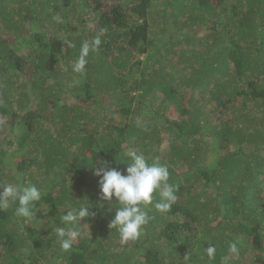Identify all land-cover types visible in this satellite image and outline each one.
Returning a JSON list of instances; mask_svg holds the SVG:
<instances>
[{"label": "trees", "instance_id": "1", "mask_svg": "<svg viewBox=\"0 0 264 264\" xmlns=\"http://www.w3.org/2000/svg\"><path fill=\"white\" fill-rule=\"evenodd\" d=\"M0 28V184L42 192L31 221L0 211V264H220L228 243L229 264H264V0H0ZM130 150L178 200L122 245L92 168L124 171ZM87 200L63 251L60 217Z\"/></svg>", "mask_w": 264, "mask_h": 264}, {"label": "clouds", "instance_id": "2", "mask_svg": "<svg viewBox=\"0 0 264 264\" xmlns=\"http://www.w3.org/2000/svg\"><path fill=\"white\" fill-rule=\"evenodd\" d=\"M54 19L57 23H64L59 14ZM104 31L100 30L101 35ZM101 35L81 43L73 72L81 75L86 73L90 54L98 51L101 45ZM64 43L69 48L75 47L70 39L65 38ZM120 164H126L124 171L110 168L105 161L97 160L92 170L99 178L101 198L109 205L108 211L114 212L108 227L116 231L123 245L140 240L152 218L149 212L153 209L159 213L168 212L178 200V195L176 186L169 182L167 165L159 163L158 159L150 163L143 153L130 150L127 159ZM41 201L42 192L35 184L22 183L19 179L15 183L0 184V211L14 208L15 216L31 221L37 214L36 205ZM91 209L92 205L87 200L86 204L69 205L65 214L61 215L64 226L55 228L61 250L72 249L73 241L80 235L75 230L77 226L85 218L95 215ZM217 251L215 244H208L203 255L215 261ZM240 253L237 244L228 243L227 254L220 258V264H229L230 260L238 259Z\"/></svg>", "mask_w": 264, "mask_h": 264}, {"label": "rangeland", "instance_id": "3", "mask_svg": "<svg viewBox=\"0 0 264 264\" xmlns=\"http://www.w3.org/2000/svg\"><path fill=\"white\" fill-rule=\"evenodd\" d=\"M0 31H1L2 34H5V33H6V34L9 36L8 32L5 31L4 28H2V29L0 28ZM2 31H3V32H2ZM35 33H37V32H35ZM18 34H19V35H17V37H18V36H21V38H22V37H24V36H29V35H31L32 32H29L28 30L25 31V33H24L23 31H20ZM53 34H54V33H53ZM55 34H56V33H55ZM33 37H34V36H33ZM146 58H147L146 56H142V57H141V59H143V60H146ZM37 75H38V74H37ZM37 75H36V76H37ZM210 108L212 109V106H210ZM169 139H170V137H169ZM167 140H168V138H164V142H165V144H167V143H166ZM32 156H33V155H32Z\"/></svg>", "mask_w": 264, "mask_h": 264}]
</instances>
